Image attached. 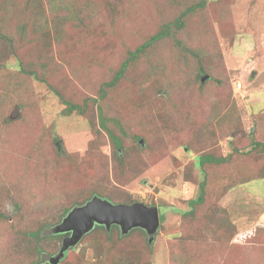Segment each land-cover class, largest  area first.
I'll use <instances>...</instances> for the list:
<instances>
[{
  "label": "rangeland",
  "instance_id": "1",
  "mask_svg": "<svg viewBox=\"0 0 264 264\" xmlns=\"http://www.w3.org/2000/svg\"><path fill=\"white\" fill-rule=\"evenodd\" d=\"M53 1L0 0V264H49L94 195L156 205L154 239L94 227L57 264H264V0H205L182 27L197 0Z\"/></svg>",
  "mask_w": 264,
  "mask_h": 264
},
{
  "label": "water",
  "instance_id": "2",
  "mask_svg": "<svg viewBox=\"0 0 264 264\" xmlns=\"http://www.w3.org/2000/svg\"><path fill=\"white\" fill-rule=\"evenodd\" d=\"M56 146L59 148V141ZM159 215L156 205L142 202L112 203L94 195L81 205L68 210L59 223L52 227L51 233L64 234L58 252L47 258L49 264H57L64 252L74 247L80 239L96 225H103L107 230L111 225L118 226L121 234L133 228H140L148 236V242L154 239L159 228Z\"/></svg>",
  "mask_w": 264,
  "mask_h": 264
},
{
  "label": "trees",
  "instance_id": "3",
  "mask_svg": "<svg viewBox=\"0 0 264 264\" xmlns=\"http://www.w3.org/2000/svg\"><path fill=\"white\" fill-rule=\"evenodd\" d=\"M53 4H55V2L53 0H30L31 2V7L32 9H36L37 12H39L40 10V7H42V5L45 3V2H51ZM81 1V0H80ZM74 2H76V4H72L73 5H78V7L80 8V11L81 13H85V11L87 10V7L85 6V3L81 1V4L79 2V0H74ZM181 2V1H180ZM204 2L205 0H197L195 2H190V3H183L181 4L183 6V9L182 10H178L179 12L176 14V17H174V20L172 21L173 24H175L176 26H180L182 27V24H183V18L188 15V14H191V12L195 11V9L197 7H200V6H203L204 5ZM58 3V1H57ZM88 4V3H87ZM56 5V4H55ZM89 5V4H88ZM57 6V5H56ZM30 7V9H31ZM177 8H180L179 5H177ZM87 12V11H86ZM79 13V14H81ZM33 14V12H32ZM34 15V14H33ZM87 17V16H86ZM36 19H34V22L35 24H37V16L35 15ZM89 18V17H88ZM67 20V18H66ZM53 23V26H54V30L57 32V29L59 28V26L61 25V19L58 18V16H55V17H52V21ZM81 22V20H80ZM87 29L91 30L94 26L91 22L87 23L84 25ZM170 27V23L167 22L165 23V25L162 26L161 30L157 31L156 33L150 35L142 44H140L138 47H136L135 49L133 50H126V52L123 53L122 57H123V60L121 61V64H120V68L117 70V72L115 73L116 74V77H120L121 74L123 73L124 69L127 67V65L132 62L134 59L138 58V56L140 55V53H142L143 51L146 50V48L151 44V43H156L157 41H159V39L161 38V36H165L166 34H168L167 32L170 31L169 29ZM51 28V26H49L48 30ZM172 39V47H173V50L174 52H176V50L180 51L181 53H186L189 52L192 56H195V54L193 53V50L191 49H188L186 50L187 48L184 47L182 41L178 38H175L173 39V37H170ZM125 56V57H124ZM150 56V55H149ZM198 67H199V74L204 76L205 72H203V67L202 64L200 62H198ZM153 69V68H152ZM107 84V83H106ZM106 86V85H105ZM102 91L104 92V88H102ZM73 107L74 105L72 106H69L68 107V110L69 112L71 110H73ZM114 144L115 146L117 147H121V142L117 139H114ZM199 160H198V165L199 166H202L205 162H211V161H214L215 159L212 158V157H209L207 154H202V155H199L198 156ZM218 160L216 161H222V158H217ZM200 187H201V184H200ZM203 200V196H202V192L198 194L197 198L195 200H191L189 201V203L192 204L193 203H199ZM193 209V208H191ZM68 211V210H66ZM95 227H104L103 225H96ZM110 229H118V226L116 225H111ZM109 229V230H110ZM140 230L141 233H145L144 230L140 229V228H133L131 230H129L126 234H130L132 231L134 230ZM111 231V230H110ZM158 231V230H157ZM87 234V233H86ZM121 234V233H120ZM126 234H123L122 236H125ZM146 234V233H145ZM38 235V232H35V233H32V236L36 237ZM121 236V237H122ZM155 237V235H154ZM143 239L147 242V239H148V236H147V239L144 235ZM148 246V245H147ZM73 248V247H72ZM149 248V251H150V247L148 246ZM70 249V248H69ZM67 251V250H66ZM65 251V252H66ZM65 252H64V255H65ZM63 255V257H64Z\"/></svg>",
  "mask_w": 264,
  "mask_h": 264
},
{
  "label": "built area",
  "instance_id": "4",
  "mask_svg": "<svg viewBox=\"0 0 264 264\" xmlns=\"http://www.w3.org/2000/svg\"><path fill=\"white\" fill-rule=\"evenodd\" d=\"M240 85H241L240 83H237V87H238V88L240 87Z\"/></svg>",
  "mask_w": 264,
  "mask_h": 264
},
{
  "label": "clouds",
  "instance_id": "5",
  "mask_svg": "<svg viewBox=\"0 0 264 264\" xmlns=\"http://www.w3.org/2000/svg\"><path fill=\"white\" fill-rule=\"evenodd\" d=\"M159 222H160V219H159ZM159 225H160V223H159ZM159 229V228H158Z\"/></svg>",
  "mask_w": 264,
  "mask_h": 264
},
{
  "label": "flooded vegetation",
  "instance_id": "6",
  "mask_svg": "<svg viewBox=\"0 0 264 264\" xmlns=\"http://www.w3.org/2000/svg\"><path fill=\"white\" fill-rule=\"evenodd\" d=\"M49 257V256H48Z\"/></svg>",
  "mask_w": 264,
  "mask_h": 264
}]
</instances>
